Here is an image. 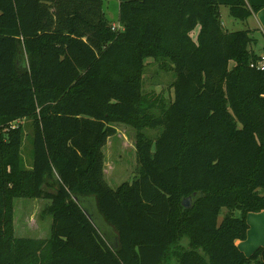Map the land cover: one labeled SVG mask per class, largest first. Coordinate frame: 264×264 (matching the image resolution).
<instances>
[{
	"label": "trees",
	"instance_id": "16d2710c",
	"mask_svg": "<svg viewBox=\"0 0 264 264\" xmlns=\"http://www.w3.org/2000/svg\"><path fill=\"white\" fill-rule=\"evenodd\" d=\"M105 1L0 0V264H264V246L237 247L264 210V69L255 29L219 11L264 0H117L115 30ZM147 58L170 62L168 104L141 92ZM115 122L138 129V171L113 188ZM16 198L49 201L47 237L15 235Z\"/></svg>",
	"mask_w": 264,
	"mask_h": 264
},
{
	"label": "rangeland",
	"instance_id": "374dc122",
	"mask_svg": "<svg viewBox=\"0 0 264 264\" xmlns=\"http://www.w3.org/2000/svg\"><path fill=\"white\" fill-rule=\"evenodd\" d=\"M103 10L111 20V26L120 25L117 21V0L105 1ZM219 11L221 23L228 31L243 30L249 25L254 27L255 32L251 33L253 41L250 48L257 54L264 52V29L260 30L256 18L250 19L247 23L246 20L232 17L227 6H220ZM146 61L148 63L144 66L140 79L141 92L148 96L162 97L168 104L173 98L172 83L174 81V72L170 62L163 58L154 61L152 58H147ZM228 65L230 68L234 62L230 61ZM21 124L24 133L21 154L25 163L29 164L31 121L22 119ZM113 127L115 133L107 139L102 151L104 154V177L108 185L114 188L122 182H130L137 174L136 140L138 129L123 122H115ZM139 130L146 138L153 139V142L160 132V128L149 126H142ZM48 203L49 201L45 199L16 198L13 209L15 235L33 238L47 237L50 216L43 213H45L44 210ZM236 214L239 215L238 212Z\"/></svg>",
	"mask_w": 264,
	"mask_h": 264
},
{
	"label": "crops",
	"instance_id": "0c3cea01",
	"mask_svg": "<svg viewBox=\"0 0 264 264\" xmlns=\"http://www.w3.org/2000/svg\"><path fill=\"white\" fill-rule=\"evenodd\" d=\"M253 18H256L257 24H258V27L260 28V30L264 29V8H261L258 11L252 13L246 19V22L249 23V20L253 19ZM248 28L249 29H255L254 27H252L250 25ZM35 199H37V198H35ZM50 221H51V217H50ZM246 221L248 223L247 235H246L245 239L237 241V247L245 255H249L257 247L264 246V210H261L258 212L247 213Z\"/></svg>",
	"mask_w": 264,
	"mask_h": 264
},
{
	"label": "built area",
	"instance_id": "2783aa9c",
	"mask_svg": "<svg viewBox=\"0 0 264 264\" xmlns=\"http://www.w3.org/2000/svg\"><path fill=\"white\" fill-rule=\"evenodd\" d=\"M111 28L113 30L121 29V26L120 25H118V26L112 25ZM250 66L255 67L257 69H260V70H263L264 69V53L259 54V59L251 62Z\"/></svg>",
	"mask_w": 264,
	"mask_h": 264
},
{
	"label": "water",
	"instance_id": "95a60500",
	"mask_svg": "<svg viewBox=\"0 0 264 264\" xmlns=\"http://www.w3.org/2000/svg\"><path fill=\"white\" fill-rule=\"evenodd\" d=\"M74 200H77V197H74ZM181 204L183 207L185 208H190L191 207V197L188 196L186 198H184L182 201H181Z\"/></svg>",
	"mask_w": 264,
	"mask_h": 264
}]
</instances>
